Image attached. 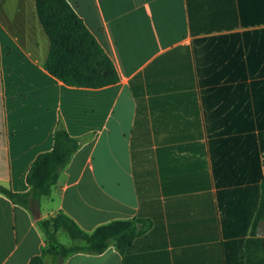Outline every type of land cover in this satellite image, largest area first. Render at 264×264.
Instances as JSON below:
<instances>
[{"label":"crops","instance_id":"1","mask_svg":"<svg viewBox=\"0 0 264 264\" xmlns=\"http://www.w3.org/2000/svg\"><path fill=\"white\" fill-rule=\"evenodd\" d=\"M68 1L119 81L54 77L36 0H0V186L29 192L59 128L80 142L38 210L0 193V264L42 256L38 221L60 212L86 233L133 221L136 237L44 264H248L264 239V0Z\"/></svg>","mask_w":264,"mask_h":264},{"label":"trees","instance_id":"2","mask_svg":"<svg viewBox=\"0 0 264 264\" xmlns=\"http://www.w3.org/2000/svg\"><path fill=\"white\" fill-rule=\"evenodd\" d=\"M36 6L40 22L50 40L45 64L50 74L73 87L102 88L119 81L114 62L68 0H36ZM79 147L77 139L59 128L54 135L53 149L39 155L31 166L27 176L29 192L15 193L0 186V193L16 205L31 211L38 210L41 199L51 196L60 174ZM258 220H264V184ZM38 223L48 245L43 255L49 254L58 260H65L79 252L101 254L112 244L124 253L136 237L133 221H114L98 227L92 233L84 232L63 212ZM59 230H65L72 240L82 244L71 247L64 245L58 239ZM263 244L264 239L248 242L247 250L252 254L248 264H264ZM43 255L34 257L30 264H44Z\"/></svg>","mask_w":264,"mask_h":264},{"label":"rangeland","instance_id":"3","mask_svg":"<svg viewBox=\"0 0 264 264\" xmlns=\"http://www.w3.org/2000/svg\"><path fill=\"white\" fill-rule=\"evenodd\" d=\"M59 240H60V242H62L63 244H65L67 246H70L73 243L71 237L69 236V234L65 230H61V232L59 234Z\"/></svg>","mask_w":264,"mask_h":264},{"label":"water","instance_id":"4","mask_svg":"<svg viewBox=\"0 0 264 264\" xmlns=\"http://www.w3.org/2000/svg\"><path fill=\"white\" fill-rule=\"evenodd\" d=\"M40 218V213L36 216V219ZM259 236H264V222L260 224L259 227Z\"/></svg>","mask_w":264,"mask_h":264}]
</instances>
